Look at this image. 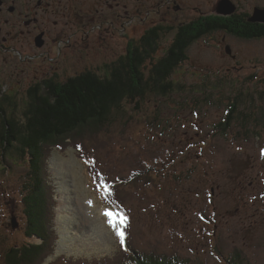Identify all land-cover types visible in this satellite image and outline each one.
<instances>
[{
	"label": "rangeland",
	"instance_id": "rangeland-1",
	"mask_svg": "<svg viewBox=\"0 0 264 264\" xmlns=\"http://www.w3.org/2000/svg\"><path fill=\"white\" fill-rule=\"evenodd\" d=\"M220 45L219 37L195 43L189 61L171 78L176 93L146 101L140 114L131 110L137 121L126 127L122 120L107 134H99L96 146L86 148L88 156L69 142L65 151L51 149L47 168L55 192L57 247L46 264L119 258V239L107 217L97 213L106 209L107 191L98 172L109 174L111 186L117 184L122 202L114 209L122 208L131 219L126 232L136 250L175 252L202 264H225L223 256L230 258L238 247L245 264H264V137L254 135L260 128L255 124L244 133L238 121L225 134L216 129L241 95L251 99L246 104L255 105L257 117L264 120V42H238L236 61L224 55ZM8 69L34 71L22 64ZM180 86L185 90H178ZM24 97L26 90L20 98ZM147 118L155 122L147 125ZM22 163L12 165L10 179L0 171V264H17L8 257L17 243H26L20 180L27 166ZM88 166L97 174L89 173ZM63 169L68 171L66 179ZM66 180L67 201L62 186ZM72 210L76 218L67 224ZM10 219L20 222L21 229L8 224ZM67 228L71 234L64 244ZM215 246L222 256L213 253Z\"/></svg>",
	"mask_w": 264,
	"mask_h": 264
},
{
	"label": "trees",
	"instance_id": "trees-1",
	"mask_svg": "<svg viewBox=\"0 0 264 264\" xmlns=\"http://www.w3.org/2000/svg\"><path fill=\"white\" fill-rule=\"evenodd\" d=\"M223 23L217 22L212 30L216 32L227 29ZM230 24L237 22L233 23L232 20ZM200 25L201 23L191 22L181 28L176 33L177 39L167 57L154 65L147 78L139 69L156 48L152 46L153 37H149L142 53L136 52L134 57L125 58L119 64H106L104 68H110V76L85 72L66 81L45 82L42 92L28 91L24 99L18 96H4L0 99V171L6 179H10L13 175L12 165L17 167L23 161L27 166V173L20 180L23 236L26 243H17L14 246V252L8 257L11 261L17 264H43L56 248L57 236L53 232L55 192L49 181L47 168L51 149L65 151V144L69 142L76 152L88 156L89 151L86 148L89 147L91 151L96 146L95 139L99 134L104 131L107 134L116 124L123 123L120 122L122 120H125L126 127L137 121L130 114L131 110L140 114L146 101L158 95L167 99L176 93V87L171 80L175 70L187 61L193 45L202 36L212 33L201 31ZM239 30L249 38L264 34V31L254 27ZM239 30L229 32L239 36ZM159 31L170 34L173 26L169 25ZM178 90L185 89L180 86ZM250 100L241 95L232 102L226 110L224 121L216 126L221 131L219 133H227L234 126V121H238L244 133L248 134V127L255 124V127L260 128L256 129L254 135L264 137V120L261 116L257 117L255 105L246 104ZM154 122L152 118L144 121L147 125ZM125 125L122 124L124 127ZM88 171L97 174L94 167L88 166ZM98 175L109 186L105 203L120 205L122 201L116 192L117 188L110 186L109 174L98 172ZM142 176L145 177L146 173H142ZM212 239L213 236L209 238L211 241ZM132 243L129 242L130 251L121 249L116 254L118 259L107 258L92 262L82 259L78 264H202L187 261L175 252L157 254L145 249L138 251L132 247ZM212 251L215 255L222 256L216 246ZM223 261L225 264H245L246 256L237 247L233 249L230 258L223 256Z\"/></svg>",
	"mask_w": 264,
	"mask_h": 264
},
{
	"label": "flooded vegetation",
	"instance_id": "flooded-vegetation-1",
	"mask_svg": "<svg viewBox=\"0 0 264 264\" xmlns=\"http://www.w3.org/2000/svg\"><path fill=\"white\" fill-rule=\"evenodd\" d=\"M262 15L264 0H0V99L20 98L25 90L42 92L45 82L66 81L85 72L110 76L106 64L142 53L153 37L156 48L139 69L147 78L171 51L176 33L191 22L212 32L199 40L221 38L222 52L236 61L238 42H264V34L249 38L239 30L264 31ZM232 20L237 24H230ZM217 22L227 29L212 30ZM169 25L170 34L159 31ZM229 30H239L240 37ZM14 64L34 71L6 72Z\"/></svg>",
	"mask_w": 264,
	"mask_h": 264
},
{
	"label": "snow or ice",
	"instance_id": "snow-or-ice-1",
	"mask_svg": "<svg viewBox=\"0 0 264 264\" xmlns=\"http://www.w3.org/2000/svg\"><path fill=\"white\" fill-rule=\"evenodd\" d=\"M261 154L264 155V150L261 151ZM105 186L108 187L107 185ZM89 203L91 204V202ZM103 215L107 217L108 225L115 233L116 237L119 239V243L124 251H128V248L126 246V230L129 226V217L127 216L126 212L122 210V208H118L115 211L106 209L103 212Z\"/></svg>",
	"mask_w": 264,
	"mask_h": 264
},
{
	"label": "bare ground",
	"instance_id": "bare-ground-1",
	"mask_svg": "<svg viewBox=\"0 0 264 264\" xmlns=\"http://www.w3.org/2000/svg\"><path fill=\"white\" fill-rule=\"evenodd\" d=\"M67 170H65V169H63V171H62V175L61 176H63L64 177V179H66V177H67ZM63 184H62V186L64 187V189H65V192H64V195H65V201H67V198H68V192H69V189H68V181L66 180L65 182H62ZM63 195V194H62ZM68 205H70V201L68 200ZM64 205V204H63ZM62 206V205H61ZM62 208V207H61ZM59 209V213L61 214V212H62V209ZM72 209V206H69V207H67V209L66 210H70V209ZM106 210V209H105ZM105 210H102V211H98L97 213H98V215L100 214V215H103V212L105 211ZM71 213L72 214H69V217L68 216H66L67 218H68V222H67V224H70V223H74V220L73 219H75L76 218V213H75V211L74 210H72L71 211ZM65 220H67V219H65ZM71 234V232H69V228H67V231L66 230H64V232L62 233V235H63V241H64V244L67 242V236H69Z\"/></svg>",
	"mask_w": 264,
	"mask_h": 264
},
{
	"label": "water",
	"instance_id": "water-1",
	"mask_svg": "<svg viewBox=\"0 0 264 264\" xmlns=\"http://www.w3.org/2000/svg\"><path fill=\"white\" fill-rule=\"evenodd\" d=\"M262 16H263L262 18H264V15H262ZM261 21L264 22V19ZM10 223L13 224L14 227H17V226L19 227L18 222H16L15 220H10Z\"/></svg>",
	"mask_w": 264,
	"mask_h": 264
}]
</instances>
